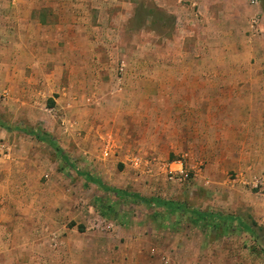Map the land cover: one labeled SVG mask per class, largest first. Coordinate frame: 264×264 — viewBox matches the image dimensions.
<instances>
[{
    "label": "rangeland",
    "instance_id": "374dc122",
    "mask_svg": "<svg viewBox=\"0 0 264 264\" xmlns=\"http://www.w3.org/2000/svg\"><path fill=\"white\" fill-rule=\"evenodd\" d=\"M197 1L182 0L189 3L196 20L180 23L177 30L172 29L175 25L167 12L160 22L153 18L158 12L152 8L153 2L157 6L154 0H143L142 9L130 4L128 11L136 14L133 26L138 28L143 18V31L134 27L142 36L135 31L126 34L122 37L126 50H117L114 57L125 62L143 60L142 75L152 74L154 61L168 65L178 60H203L198 68L208 80L202 84L203 91L243 95L223 109L240 123L223 124L224 132L180 130L182 126L174 125V117L167 111H153L150 99L125 95V85L112 83L123 76L118 69L116 77L101 73L105 85L100 95L80 88L78 97L58 103L47 95L30 100L20 84L0 82V122L10 127H0V213L16 211L21 217L12 224L0 218V224L10 227L18 221L23 225L24 217L25 222L30 220L32 233L26 230L29 246L22 249L32 254L29 263L264 264V221L253 224L247 208L249 195L245 194L261 195L264 189L251 190L243 183L253 175L264 176V153L260 150L257 162L250 155L249 166L259 165V170L249 173L244 170L248 165L243 164L249 156H234L235 150L228 145L233 139H252L243 122L252 119L250 108L255 103L247 94L264 89V0ZM157 39L166 43L157 46ZM136 41H140L139 51L135 50ZM100 58H108L107 53ZM227 62L235 64L217 67L216 63ZM169 70L178 68L166 67L165 74ZM249 71L260 77L259 82H247ZM140 86L148 93L155 92L150 81ZM225 102L208 100V124L215 116L217 122H223L214 109L225 107ZM30 131L49 134L79 171H87L109 186L173 200L190 209L233 215L254 232L216 230L163 207L118 199L87 181ZM215 136H222L223 146H217ZM216 155L221 156V162L214 166L223 168L217 180L207 173L208 160ZM177 161L187 174L181 181L169 178L170 169H179ZM4 188L29 191L1 195ZM100 198L115 207V215H102Z\"/></svg>",
    "mask_w": 264,
    "mask_h": 264
},
{
    "label": "crops",
    "instance_id": "0c3cea01",
    "mask_svg": "<svg viewBox=\"0 0 264 264\" xmlns=\"http://www.w3.org/2000/svg\"><path fill=\"white\" fill-rule=\"evenodd\" d=\"M154 1L157 2V6L154 7L153 2L152 8L158 12L153 18L160 22L167 12L175 25L172 29L177 30L180 23L188 24L196 20L192 15L189 3H182V0ZM201 1L198 0L197 3ZM130 4L134 8L137 6L136 9L144 7L143 0H138L137 4L134 0H0V82L9 81L13 84H20L21 89L24 90V96L30 100L47 95L58 103L60 99L78 97V94L81 93L79 92L80 88L82 92L89 89L94 90L96 95H100L105 85L102 82L101 73L106 71L116 77L114 72H117L118 69L122 70L123 76L119 77L117 82L112 80V83L125 85V95L150 99L153 111H167L168 115L174 117V125L182 126L180 130L184 132L189 130L203 132L206 129L209 131L213 129L218 133L226 131V129H221L223 124H240L235 119L236 117L227 115L228 113L223 109H228L226 106L233 104L234 100L242 99L243 95L233 92L209 94L207 91H203L202 84L208 83L205 72L198 69L204 63L203 60H178V62H167L168 65L154 61L151 62L152 74L142 75L145 67L143 60L136 59L125 62L118 61L117 56L114 57L117 50H126V41H123L122 37L133 31H135V35L142 36V32L137 33L135 30L137 27L132 24V21L136 20V14L135 11H128ZM182 4L184 7L181 6ZM142 22L143 18H141L138 27L140 31H143ZM171 33L173 32L171 31ZM159 35L160 33L157 34L158 38H160ZM105 37H109V39L105 40ZM167 40L170 43L174 42ZM138 43L140 41L135 43L136 51H139ZM165 43V39L155 41L157 46ZM99 44H103L101 49L98 47ZM141 46L139 47L142 48ZM104 51L108 57L105 60L100 58ZM216 64H219L217 67H233L235 63ZM175 66L178 70H169L168 74H165L166 67L176 68ZM260 66L256 65L255 68H260ZM240 67L245 68L246 66ZM247 76L248 83L251 82L250 79L259 82L260 77H254L252 71L247 72ZM145 81H150L155 86V92L148 93L139 88ZM247 95L250 99L255 100L251 106L254 108H250L252 119L243 122L244 127L249 126L246 129L251 131L252 139H233L228 145L235 150L234 156L239 157V155L244 156L245 154L249 156L248 161L245 160L243 164L244 166L248 165L244 170L247 169L246 171L251 173L259 170V165L251 166L253 168L251 169L249 166L250 155L253 162H257L260 150L264 153V89L253 91ZM247 95L246 97H248ZM161 99L165 102L162 103ZM209 99L220 102L226 100L225 107L220 110L214 109L219 111L223 117L222 123H219L220 120L217 122L215 116L208 124L207 112L209 108L206 104ZM220 106H223V103H220ZM209 115L212 117V114ZM192 116H195L194 122L191 121ZM190 125L194 127L192 128ZM219 125L220 127L217 128ZM220 138L222 136H215L217 146L219 143V146H223L224 141ZM241 148L247 150L244 151ZM250 148L254 149L250 150ZM220 158V155H216L208 160L210 166L207 173L216 180L220 178L219 171L223 169L214 166L221 162ZM15 189L4 188L1 195H15L29 191L19 188L15 192ZM245 194L249 195L247 208L253 218L251 221L257 225L256 221H264V194L260 195L257 192ZM18 215L16 211L5 213V215L1 212L0 218L4 222L8 220L12 224V220L17 221L21 218ZM25 219L24 217L23 225L19 221L10 227L7 224H0V264H31L29 261L32 260V254L22 251L29 246V242H26L28 239L26 230L32 233L29 225L30 220L25 222ZM37 228L35 227V231L38 230ZM23 261L24 263H21Z\"/></svg>",
    "mask_w": 264,
    "mask_h": 264
},
{
    "label": "trees",
    "instance_id": "16d2710c",
    "mask_svg": "<svg viewBox=\"0 0 264 264\" xmlns=\"http://www.w3.org/2000/svg\"><path fill=\"white\" fill-rule=\"evenodd\" d=\"M0 127L5 130H10V127L5 125L4 123L0 122ZM31 135L35 136L38 140L47 142L50 146L54 148V150L59 154L62 161L67 164L68 166L72 167L78 174L82 175L86 178L87 181L95 184L99 189L104 192L111 193L118 199H129L133 202H138L144 204L146 206H158L163 207L165 210L178 213V214H185L198 223L204 224L205 226H209L213 229H226L230 231H244L247 233H253L254 231L251 229V226L239 220L236 216L229 215V214H220L211 212L208 210H196L190 209L185 205L178 203L173 200L163 199L160 197H145L140 195L139 193L130 192L126 189L113 187L105 184L96 176L92 175L87 171H79L70 161L68 156L63 152V150L56 145L53 139H51L50 135L47 133H40L35 131H30ZM99 202V207L102 209V215L107 217L109 214H116L115 207L109 204L108 202L104 201L103 199H97Z\"/></svg>",
    "mask_w": 264,
    "mask_h": 264
},
{
    "label": "built area",
    "instance_id": "2783aa9c",
    "mask_svg": "<svg viewBox=\"0 0 264 264\" xmlns=\"http://www.w3.org/2000/svg\"><path fill=\"white\" fill-rule=\"evenodd\" d=\"M179 169H170L169 178L172 180H184L187 177L186 172L182 169V163L177 161L176 164ZM244 184H247L251 190H263L264 189V176L262 175H253L247 180L243 181Z\"/></svg>",
    "mask_w": 264,
    "mask_h": 264
}]
</instances>
